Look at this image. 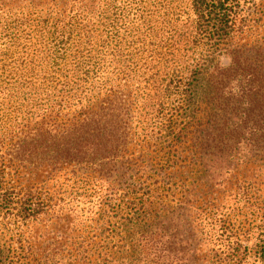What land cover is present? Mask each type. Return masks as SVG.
Masks as SVG:
<instances>
[{
	"label": "rangeland",
	"instance_id": "obj_1",
	"mask_svg": "<svg viewBox=\"0 0 264 264\" xmlns=\"http://www.w3.org/2000/svg\"><path fill=\"white\" fill-rule=\"evenodd\" d=\"M159 1L168 2L172 13L189 6V0H117L116 5L112 0H0V135L46 108L54 109L51 115L64 113L100 88L117 87L130 104V149L138 170L131 180L141 184L129 189L145 193L153 214L146 224L132 225L128 209L114 200L121 189L100 201L104 191L83 166L42 160L35 167L9 170L17 188H35L51 204L29 220L0 208V264H132L136 232L145 227L156 230L160 256L150 258L161 264H264L263 123L251 114L257 120L249 121L246 135L219 136L210 150L215 154L201 157L188 136L173 138L164 131L146 106L155 100L151 78L166 79L169 68L205 55L213 28H199L197 43L189 41L194 28H167L174 35L173 53L154 63L146 50L153 41L147 26L159 18ZM122 4L128 8L116 13L115 6ZM137 4L145 21L136 15ZM260 4L243 39L232 44L264 41V0ZM110 21L115 28H107ZM175 30L185 36L178 38ZM62 37L61 59L44 54ZM178 101L168 100L166 116ZM233 117L227 114L229 125ZM197 118L205 123L204 107ZM241 137V160L234 155L229 165L218 162L223 154L218 146Z\"/></svg>",
	"mask_w": 264,
	"mask_h": 264
},
{
	"label": "trees",
	"instance_id": "obj_2",
	"mask_svg": "<svg viewBox=\"0 0 264 264\" xmlns=\"http://www.w3.org/2000/svg\"><path fill=\"white\" fill-rule=\"evenodd\" d=\"M112 1L116 5L117 0ZM261 1L189 0V6L177 13H172L168 2L159 1L155 8L159 18L155 22L149 20L148 34L153 36V41L147 44L150 48L146 50L151 52L153 62L159 64L166 52L173 53L174 35H168L167 28H194L195 34L190 38V43L199 41L196 34L199 28H213L205 40L208 45L205 55L191 64L169 68L166 79L159 80L160 76L151 78L155 100L146 104L148 109L155 111L167 134L173 138L188 136L197 148L195 153H199V157L200 153L215 154L214 150H210L214 149L219 136L246 135L248 132L245 129H251L249 121L257 120L251 115L253 113L260 116L264 133V41L250 44L242 40L232 44L237 38L243 39L253 13L263 8ZM138 6L135 8L136 15L140 21H145ZM115 8L116 13H123L128 7L122 4ZM73 17L76 14L71 16V20ZM58 25L56 23L54 26ZM107 28H115L114 22H108ZM175 33L178 38L184 35L177 30ZM63 38L55 48L44 50V54L50 52L49 55H54L53 60L61 59L65 52ZM142 47L145 48V45ZM224 60L228 62L224 63ZM169 66L166 65L167 68ZM172 97L179 98V101L166 116L165 106ZM203 107L208 115L205 123L197 118ZM43 111L5 129L0 135V208L17 220H29L47 210L51 198H46L35 188H17L8 176L21 167H35L42 160H52L54 163L73 164L87 169L88 175L103 189L99 198L104 203L120 188L122 194L114 200L128 209L132 225L138 227L142 221L146 224L145 219L153 215L152 211H148L152 201L145 193H131L129 189L132 184L133 187H141V184H134L131 180L133 172L137 173L138 170L130 149L131 134L127 118L130 104L117 87L111 86L105 91L100 88L95 96L86 102L78 99L64 113L51 115L53 108ZM228 113L234 115L232 121L235 122L231 125L226 119ZM175 114L180 117V124ZM244 138L225 141L224 144L220 141L222 145L218 146V151L222 150L223 154L217 161L229 165L234 155L236 160H241V156L245 155L242 152L245 146L240 142ZM260 152V157L264 158V142L259 148ZM206 160L209 159L204 158ZM155 231L154 228L145 227L136 232L137 254L132 264H152L153 261L161 264L150 258L155 254L160 256L156 250Z\"/></svg>",
	"mask_w": 264,
	"mask_h": 264
}]
</instances>
